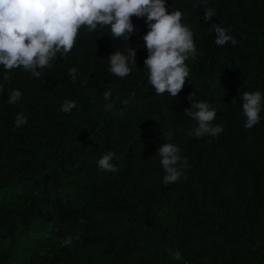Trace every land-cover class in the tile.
<instances>
[{"label": "trees", "instance_id": "trees-1", "mask_svg": "<svg viewBox=\"0 0 264 264\" xmlns=\"http://www.w3.org/2000/svg\"><path fill=\"white\" fill-rule=\"evenodd\" d=\"M194 3L165 0L183 13L198 53L185 62L189 76L175 98L148 83L146 17H132L128 41L82 26L71 52L57 54L39 79L0 65V264H264V108L247 129L241 101L245 92L264 96V0ZM208 7L216 15L205 22ZM214 25L237 44L217 46ZM128 46L135 66L117 78L108 57ZM13 90L22 95L10 104ZM191 93L216 110L218 137L188 134ZM65 99L76 102L68 114ZM19 113L27 123L16 128ZM163 143L181 149L186 180L162 182ZM108 152L117 173L97 167Z\"/></svg>", "mask_w": 264, "mask_h": 264}, {"label": "clouds", "instance_id": "clouds-1", "mask_svg": "<svg viewBox=\"0 0 264 264\" xmlns=\"http://www.w3.org/2000/svg\"><path fill=\"white\" fill-rule=\"evenodd\" d=\"M200 0H195L194 7ZM216 15L208 7L202 19L210 21ZM132 17H146L148 31L142 37L147 49L144 68L147 69L148 83L156 95L169 94L175 98L183 90L189 68L186 61L198 55L191 29L183 24V13L179 10L169 12L165 0H0V65L5 72L22 68L33 78L39 79L45 68H52V61L67 55L76 45L81 27L89 33L100 28H110L114 38H129L134 34ZM217 46L223 47L237 40L229 30L214 25ZM136 50L129 47L127 54L115 51L108 57V71L117 78H125L135 66ZM73 83L77 79V69H69ZM4 79H7L5 75ZM2 87V85H0ZM19 90L10 93L8 103L15 104L21 98ZM188 97L190 108L184 114L196 122L189 131L190 136L218 137L224 128L213 124L216 110L207 102L192 101ZM111 90L103 93L105 109L111 110ZM242 112L246 117L244 127L253 128L260 120L264 108V96L257 90L245 92L241 97ZM124 104L129 101H123ZM76 107V102L65 99L60 111L68 114ZM123 115V113H120ZM27 123L24 113L17 114L14 126L20 128ZM171 136V133L167 134ZM211 142V141H209ZM159 163L163 170L162 182L165 185L177 182L183 176L186 158L181 156V149L172 143H163L157 150ZM115 152H108L98 159L97 167L106 172L117 173L118 167L112 163ZM186 180L187 177L183 176ZM83 223V221H81ZM71 236L62 240V246H70ZM171 252V250H169ZM175 260L182 259L179 251L171 252Z\"/></svg>", "mask_w": 264, "mask_h": 264}]
</instances>
